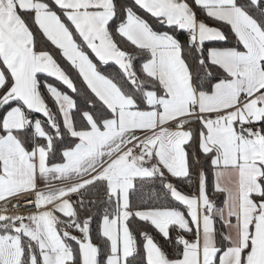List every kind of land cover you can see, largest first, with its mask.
<instances>
[{
	"label": "snow or ice",
	"instance_id": "obj_1",
	"mask_svg": "<svg viewBox=\"0 0 264 264\" xmlns=\"http://www.w3.org/2000/svg\"><path fill=\"white\" fill-rule=\"evenodd\" d=\"M0 264H264V0H0Z\"/></svg>",
	"mask_w": 264,
	"mask_h": 264
},
{
	"label": "trees",
	"instance_id": "obj_2",
	"mask_svg": "<svg viewBox=\"0 0 264 264\" xmlns=\"http://www.w3.org/2000/svg\"><path fill=\"white\" fill-rule=\"evenodd\" d=\"M225 31L227 32L228 30L225 29ZM234 45H235L234 40H232V39L230 38L229 41H227L226 43H224V44L221 45V46H225V47H227V46H234ZM52 82H53V83H56L55 81H52ZM57 86L59 87L58 84H57ZM48 102H49V104H51V101H50V100H49ZM33 118H34V119H35V118H39V115L37 114V115L34 116ZM156 187L158 188L159 185H157ZM180 188H181V190L184 191V192H190V191L192 190L191 187H190L188 184H186V183L183 184V185H180ZM148 195H149V192L146 191V192L144 193L145 198H146ZM209 195H210V196L213 195V194H212V191H211V178H210V185H209ZM213 198L216 199L218 203L222 201V197H220V196H213ZM96 227H97V226H96V224L94 223V224H93V232H92L93 242H94V243H99L100 241L97 239ZM217 228L219 229V225H217Z\"/></svg>",
	"mask_w": 264,
	"mask_h": 264
},
{
	"label": "built area",
	"instance_id": "obj_3",
	"mask_svg": "<svg viewBox=\"0 0 264 264\" xmlns=\"http://www.w3.org/2000/svg\"><path fill=\"white\" fill-rule=\"evenodd\" d=\"M28 199L30 200L31 199V196L28 197ZM73 199H76L75 197H73ZM19 206H20V209L22 211L23 214H27L29 212H32L34 211V209L30 206V204H28L26 202V200L21 197L20 200H19ZM14 209H12L11 207L9 208V211H13Z\"/></svg>",
	"mask_w": 264,
	"mask_h": 264
},
{
	"label": "crops",
	"instance_id": "obj_4",
	"mask_svg": "<svg viewBox=\"0 0 264 264\" xmlns=\"http://www.w3.org/2000/svg\"><path fill=\"white\" fill-rule=\"evenodd\" d=\"M40 118V117H39Z\"/></svg>",
	"mask_w": 264,
	"mask_h": 264
}]
</instances>
